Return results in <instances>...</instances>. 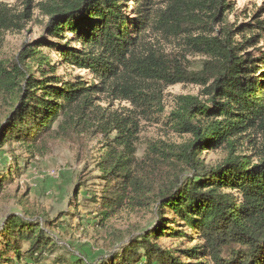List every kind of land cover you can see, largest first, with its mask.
<instances>
[{
    "label": "trees",
    "instance_id": "trees-1",
    "mask_svg": "<svg viewBox=\"0 0 264 264\" xmlns=\"http://www.w3.org/2000/svg\"><path fill=\"white\" fill-rule=\"evenodd\" d=\"M130 1L133 5L128 7ZM29 2L21 13L0 3V32L23 28ZM228 2L163 0V7L157 8L154 0H40L38 7L49 18L47 36L12 63L0 64V97L9 105L0 122V148L15 140L29 153L39 150L38 144L54 132L55 124L62 128L60 119L75 105L86 106L98 91L118 94L145 112L149 104L163 109L160 98L144 89L155 92L161 83L188 82L206 88L208 104L180 95L171 113L174 130L191 138L175 145L167 162L192 169L193 176L180 182L176 175L155 195L143 176L133 172L131 128L115 127L113 141L123 149L111 150L99 162L101 220L127 203H154L159 220L99 263L80 257L73 264H134L141 259L143 264H264V145L255 161L229 152L216 167L199 172V153L221 146L234 150L241 134L264 128V55L243 56L259 39L252 43L257 36H249L244 46L233 40L226 24L218 36L206 35L211 23L227 12ZM152 25L208 59L199 70L187 71L173 57L140 48L142 35ZM255 27L264 29V21ZM237 30L246 31L242 26ZM41 48L55 51L64 68L82 70L91 78L57 74L59 66L51 64ZM14 164L12 173L18 170ZM4 182L0 174V193ZM166 212H172L173 219ZM24 215L33 216L28 209ZM29 218L6 219L0 231V264H37L54 247L40 222ZM176 222L191 231L173 229L170 224ZM162 236L188 239L191 245L163 247L157 243ZM22 243H27L25 251Z\"/></svg>",
    "mask_w": 264,
    "mask_h": 264
},
{
    "label": "rangeland",
    "instance_id": "rangeland-1",
    "mask_svg": "<svg viewBox=\"0 0 264 264\" xmlns=\"http://www.w3.org/2000/svg\"><path fill=\"white\" fill-rule=\"evenodd\" d=\"M26 1L0 0V3L10 7L14 13H21L25 10ZM28 1V17L23 28L0 32V64L12 63L20 52L47 36L49 18L39 9L40 0ZM154 2L157 8L164 5L163 0ZM228 3L227 12L211 23V29L206 35L218 36L225 24L231 29L233 40L244 46L248 45L246 40L249 36L255 35L257 38L252 43L258 39L259 42L247 47L243 56L260 58L264 55V29L256 28L255 24L264 21V0H230ZM132 5L133 2H128V7ZM240 26L246 31H238L237 27ZM237 32L239 34H235ZM140 48H151L173 57L187 71L199 70L202 62L208 59L203 53L184 45L178 37L170 36L156 25L145 30ZM41 49L51 64L59 66L57 74H65L66 78L75 75L91 78L82 70L64 68L55 51ZM26 64L32 65L29 62ZM144 91L160 98L162 111L157 105L149 104L144 112L142 107L120 99L118 94L98 91L89 104L80 106L79 103L69 111L67 117H62V128L58 129L55 124L54 132L38 144L39 150L29 153L15 140L0 148V174L5 176L0 193V231L10 216L27 220L29 217L24 214L28 209L33 215L29 219L40 222L54 245L47 252L48 256L37 264H73L80 257L88 263H99L158 222L159 210L154 203L139 206L127 203L108 219L101 220L99 197L103 183L99 162L111 150L117 152L123 149V146L118 147L113 141L118 134L116 126L127 124L131 128L135 158L133 172L143 176L151 194L155 195L173 182L176 175L180 177V182L193 176L192 169L177 165L173 160L167 162V159H172V148L191 138L188 133L174 130L171 113L177 109V97L180 95H192L208 104L206 88L189 82L171 85L161 83L155 92L150 89ZM8 111V100L1 96L0 122L4 121ZM263 145L264 128L248 130L236 139L234 150L221 146L199 153V172L203 167H216L229 152L255 161ZM14 157L16 160L13 162ZM14 163L18 170L12 173L10 169ZM165 214L173 219L172 212ZM170 225L173 229H182L188 233L191 231L177 222ZM187 241L162 236L157 243L163 247L183 248L191 245ZM26 247L27 243H22L21 251H25ZM138 253L142 255V249ZM24 261L30 262L28 259ZM14 264L22 262L15 261ZM134 264H143V259Z\"/></svg>",
    "mask_w": 264,
    "mask_h": 264
}]
</instances>
